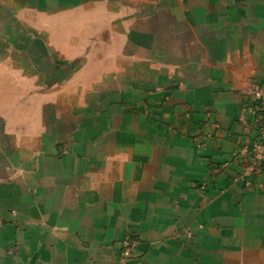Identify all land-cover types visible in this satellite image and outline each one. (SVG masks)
I'll use <instances>...</instances> for the list:
<instances>
[{
    "label": "crops",
    "instance_id": "0c3cea01",
    "mask_svg": "<svg viewBox=\"0 0 264 264\" xmlns=\"http://www.w3.org/2000/svg\"><path fill=\"white\" fill-rule=\"evenodd\" d=\"M256 87L264 0H0V264H264Z\"/></svg>",
    "mask_w": 264,
    "mask_h": 264
},
{
    "label": "built area",
    "instance_id": "2783aa9c",
    "mask_svg": "<svg viewBox=\"0 0 264 264\" xmlns=\"http://www.w3.org/2000/svg\"><path fill=\"white\" fill-rule=\"evenodd\" d=\"M252 97L255 103V108L259 111L262 116V121L264 122V89L256 87L252 91ZM261 143H256L255 152L261 156V160L264 161V149ZM264 163V162H262ZM247 186H250L249 182H246ZM137 244L136 238L131 234H126L121 240V251L120 257L122 261H127L132 257Z\"/></svg>",
    "mask_w": 264,
    "mask_h": 264
}]
</instances>
